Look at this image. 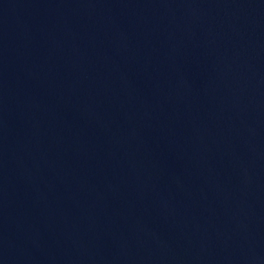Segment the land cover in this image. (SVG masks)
<instances>
[{
  "label": "water",
  "instance_id": "95a60500",
  "mask_svg": "<svg viewBox=\"0 0 264 264\" xmlns=\"http://www.w3.org/2000/svg\"><path fill=\"white\" fill-rule=\"evenodd\" d=\"M0 264H264V0H0Z\"/></svg>",
  "mask_w": 264,
  "mask_h": 264
}]
</instances>
